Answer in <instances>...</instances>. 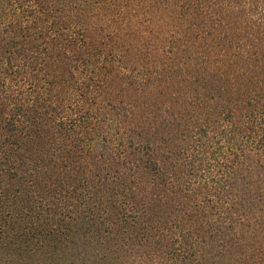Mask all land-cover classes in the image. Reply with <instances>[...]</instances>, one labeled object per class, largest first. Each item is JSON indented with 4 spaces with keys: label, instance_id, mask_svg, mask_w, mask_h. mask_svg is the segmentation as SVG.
Wrapping results in <instances>:
<instances>
[{
    "label": "trees",
    "instance_id": "obj_1",
    "mask_svg": "<svg viewBox=\"0 0 264 264\" xmlns=\"http://www.w3.org/2000/svg\"><path fill=\"white\" fill-rule=\"evenodd\" d=\"M0 264H264V0H0Z\"/></svg>",
    "mask_w": 264,
    "mask_h": 264
}]
</instances>
